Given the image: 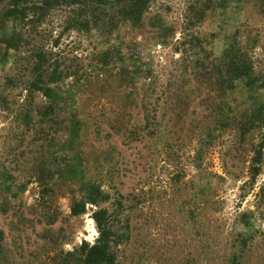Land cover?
Listing matches in <instances>:
<instances>
[{
    "label": "rangeland",
    "instance_id": "1",
    "mask_svg": "<svg viewBox=\"0 0 264 264\" xmlns=\"http://www.w3.org/2000/svg\"><path fill=\"white\" fill-rule=\"evenodd\" d=\"M262 2L226 0L220 7V0H153L144 27L119 24L109 44L139 61L147 74L138 79L134 105L117 66L90 73L104 45L95 32L63 30L60 13L39 26L40 43L54 46L59 37L53 50L79 70L78 83L71 76L61 83L76 94L64 116L72 110L79 115L86 171L109 194L99 206L108 209L119 235L115 264H228L241 236L247 239L241 264H264V148L260 173L250 182L260 133L214 130L209 141L218 105L229 102L235 111L243 94L222 96L197 79L186 51L190 35L202 38L198 52H210V64L224 38L238 29L264 76ZM158 21L171 28L167 38L151 27ZM89 74L90 81L84 77ZM29 78L21 57L0 63V183L11 188L0 190V257L7 264H58L56 253L93 242L98 207L87 204L72 215L78 190L69 181L57 180L43 194L37 160H60L66 133L38 115L45 98L24 89ZM259 96L264 99V89ZM145 117L149 134H136Z\"/></svg>",
    "mask_w": 264,
    "mask_h": 264
},
{
    "label": "trees",
    "instance_id": "2",
    "mask_svg": "<svg viewBox=\"0 0 264 264\" xmlns=\"http://www.w3.org/2000/svg\"><path fill=\"white\" fill-rule=\"evenodd\" d=\"M152 1L0 0V63H6L10 55H13V59L17 56L23 59L25 73L30 77L24 89L29 94L39 92L45 98V103L37 109L38 115L52 125L60 124L61 132L66 133L62 140L60 160L55 157L54 160L45 161V155L37 160L36 180L42 186L44 195H48L50 190L53 191L57 180L76 185L78 196L74 195L72 199V215L83 213L87 204L98 207L92 214L97 231L93 242L83 240L72 250L56 253L58 264H115V247L119 243V235L113 230L108 209L99 206L108 201L109 194L86 171V158L81 149V140L85 138L81 119L76 110L69 112V118L64 116L76 94L63 90L61 83L69 76L74 77L78 83L76 77L79 70L67 65L60 54L53 50L59 37L55 38L54 46L45 47L40 43L38 28L51 15L60 13L63 30L80 34L95 32L98 38L103 39L104 45L89 64L90 73L108 70L110 65L117 66L118 75L125 83L124 91L128 92L126 96L133 100L134 105L138 79L147 77V74H144V68L139 61H134L119 48L115 52L108 38L118 29L119 24H127L136 29L144 27L146 12ZM262 3L264 6V0ZM219 6L225 7L226 0H220ZM205 9L206 5L197 13V22L205 16ZM151 27L157 32L158 38H167L172 33L171 28L161 21L153 23ZM105 42L108 43L105 45ZM202 47V38L190 35L186 51L190 52V66L197 79L200 75L205 83L215 86L216 92L222 96L243 94V101L236 105L235 111H231L229 102L218 105L215 128L207 131L208 139H212L214 130L225 131L228 128L237 129L241 134L259 132L260 140L254 148L250 166V182L253 183L261 170L264 148V99L259 96L264 89V76L255 68L251 55L253 46H249L236 29L224 38L220 53L210 60V64L206 63L211 59L210 52L204 56L198 52ZM84 77L90 81L91 74ZM101 93V97L107 96L103 91ZM144 121L143 126L135 130L136 134H149V120L145 117ZM104 163L105 161L100 162L99 167L103 169ZM10 189L9 185L0 183V190ZM239 242L241 247L232 252L228 264H241L247 239L241 236ZM0 264H7L3 255L0 257Z\"/></svg>",
    "mask_w": 264,
    "mask_h": 264
}]
</instances>
